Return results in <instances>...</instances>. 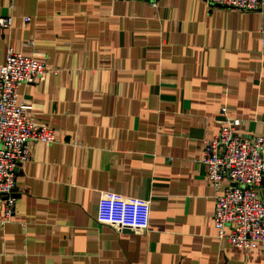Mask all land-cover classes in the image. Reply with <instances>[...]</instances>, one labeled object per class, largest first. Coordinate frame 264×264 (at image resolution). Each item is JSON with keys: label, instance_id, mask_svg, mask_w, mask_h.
<instances>
[{"label": "crops", "instance_id": "obj_1", "mask_svg": "<svg viewBox=\"0 0 264 264\" xmlns=\"http://www.w3.org/2000/svg\"><path fill=\"white\" fill-rule=\"evenodd\" d=\"M9 17L0 67L9 48L45 64L19 102L57 142L33 143L18 168L15 218L3 226L0 211V264H264V246L217 238L202 164L222 108L243 135L264 133V10L0 0ZM107 193L149 202V229L100 224Z\"/></svg>", "mask_w": 264, "mask_h": 264}, {"label": "built area", "instance_id": "obj_2", "mask_svg": "<svg viewBox=\"0 0 264 264\" xmlns=\"http://www.w3.org/2000/svg\"><path fill=\"white\" fill-rule=\"evenodd\" d=\"M147 2L153 9L159 0ZM210 7L241 12L264 10V0H204ZM30 18L25 22L29 23ZM13 18H0V29H10ZM47 74L46 66L32 57L8 49L0 67V211L1 224L15 218L17 173L20 165L31 158V145L36 142L55 144L57 130L32 122V108L19 102V89L31 86ZM219 117L223 128L214 138L205 141L202 164L214 186L216 208L214 224L219 240H228L234 247L253 250L264 246V133L247 137L240 131L242 121L230 118L226 108ZM228 185L223 188V183ZM150 203L103 194L99 200L97 221L120 229L144 232L150 226Z\"/></svg>", "mask_w": 264, "mask_h": 264}]
</instances>
